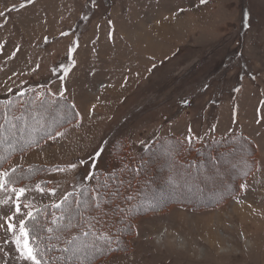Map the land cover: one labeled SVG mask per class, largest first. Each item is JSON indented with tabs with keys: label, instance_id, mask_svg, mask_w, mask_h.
Instances as JSON below:
<instances>
[{
	"label": "rangeland",
	"instance_id": "rangeland-1",
	"mask_svg": "<svg viewBox=\"0 0 264 264\" xmlns=\"http://www.w3.org/2000/svg\"><path fill=\"white\" fill-rule=\"evenodd\" d=\"M0 13V97L22 86L63 92L78 114L57 131L63 135L0 169L52 167L17 186L28 189L21 215L23 204L34 211L62 198L122 140L138 158L169 134L187 146L231 135L241 145L244 136L257 160L239 190L205 209L168 201L140 215L130 248L94 264H264V0H0ZM19 136L30 137H8ZM239 151L228 147L219 157ZM169 154H153L151 202L217 199L222 173L241 169L231 162L174 173ZM7 195L0 191V200ZM10 206L0 204V213L11 214ZM0 264H33L4 229Z\"/></svg>",
	"mask_w": 264,
	"mask_h": 264
},
{
	"label": "trees",
	"instance_id": "trees-1",
	"mask_svg": "<svg viewBox=\"0 0 264 264\" xmlns=\"http://www.w3.org/2000/svg\"><path fill=\"white\" fill-rule=\"evenodd\" d=\"M33 88L22 86L0 97V169L12 156L43 144L49 136H54L78 117L75 105L68 98L55 96L46 89ZM51 116H55L53 121L49 120ZM25 133L30 137L19 136L16 140L8 137ZM247 139L243 136L241 140L246 143L240 145L238 142L233 146L239 140V135H231L204 144L194 140L187 146L181 138L169 134L159 139L158 143L147 145L138 158L131 155L127 143L122 140L112 147L103 167L92 169L87 176L76 181L74 187L63 196L68 197L66 204L60 208L54 206L61 203L62 197L34 210L39 239L31 243L33 246L39 245L43 264H94L112 253L125 251L130 248L134 224L140 215L163 209L169 205L168 201L192 210L205 209L239 190L241 181L256 167L257 154ZM228 147L243 151L229 157H219ZM163 150L170 152L166 157L173 163L171 170L174 173L188 168L208 169L215 164L231 162H240L238 167L241 169L230 177L222 173V181L217 183H222L225 191L217 199L202 201L176 196L154 203L149 198L158 177H152L149 173L154 166L153 154L158 155ZM51 168L43 164L18 165L14 168L15 176L19 179L16 187L41 177ZM228 187H231L229 191L226 190ZM61 216L63 219H60ZM28 225L31 228L32 221H28ZM48 227L53 228V232H47ZM84 232H88V236L85 237ZM93 243L100 249L99 253L91 247H82L80 252L74 254V244L91 246Z\"/></svg>",
	"mask_w": 264,
	"mask_h": 264
},
{
	"label": "snow or ice",
	"instance_id": "snow-or-ice-1",
	"mask_svg": "<svg viewBox=\"0 0 264 264\" xmlns=\"http://www.w3.org/2000/svg\"><path fill=\"white\" fill-rule=\"evenodd\" d=\"M206 0H201V3H205ZM181 11H183L181 9ZM0 15H3V13H0ZM245 24H247V21H245ZM73 49H70L69 52L71 53ZM73 64L75 61L72 62ZM64 69L65 75H67L69 68L61 65ZM155 67V66H153ZM55 71V69L53 70ZM64 77H61L63 79ZM61 96H63V92L60 93ZM187 103V101H184ZM2 127V125H0ZM56 136L63 135L60 132H56ZM50 139H54V136H49ZM100 152L96 153V156H99ZM2 159V157H0ZM81 164L85 163V161H80ZM69 168H76V164H70L68 165ZM60 171H63V169H59ZM15 169L8 170H0V191L9 194L6 196L5 199L0 200V204L8 205L9 201L11 200V206L9 208V211H11V207L14 206V211H11V214H5L0 213V219L4 220V223L0 224V229H4L6 233H12L14 237V243L16 245L17 250L20 252L21 256L26 259L33 262V264H43L42 262V252L39 248V245L33 246L31 243L32 241H36L39 239V236L37 234L38 224H37V217L34 215V211L32 209V206L30 204H23V208L28 209V211L24 212L23 215H21L22 212V202L21 198L24 196L25 192L28 191L26 187H19L17 188L16 185L19 182V179L15 176ZM25 178V177H22ZM37 190L40 192H45V189L41 187L40 185L36 186ZM48 191L55 192V189H49ZM10 194L15 195V199H12V196ZM68 200V197H63L60 204L54 205L57 208H60L62 204H66ZM60 219H63V216L60 217ZM28 221H32V227L30 228L28 225ZM55 222V221H53ZM6 225V227H5ZM47 232L51 233L53 232V228L48 227ZM83 235L86 237L88 236V232H84ZM82 247H91L95 249L96 253L100 252V249L96 247L95 243H93L91 246L89 245H76L74 244V254L76 252H80ZM65 251H68V249H65Z\"/></svg>",
	"mask_w": 264,
	"mask_h": 264
}]
</instances>
